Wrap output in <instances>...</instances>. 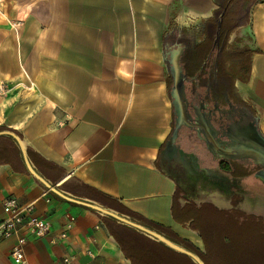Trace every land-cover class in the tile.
Returning a JSON list of instances; mask_svg holds the SVG:
<instances>
[{"label": "crops", "instance_id": "0c3cea01", "mask_svg": "<svg viewBox=\"0 0 264 264\" xmlns=\"http://www.w3.org/2000/svg\"><path fill=\"white\" fill-rule=\"evenodd\" d=\"M227 11L224 69L238 97L222 108H251L264 136V0H0V221L15 198L51 224L27 235L26 264H133L115 231L160 239L127 220L204 252L201 204L231 215L238 189L255 212L250 177L232 174L243 155L229 156L225 182L200 187L198 170L217 162L196 124L179 125L172 95L171 53L218 43ZM177 194L181 208L194 205L182 222ZM24 233L0 241V264H20L11 250Z\"/></svg>", "mask_w": 264, "mask_h": 264}, {"label": "flooded vegetation", "instance_id": "af4514ba", "mask_svg": "<svg viewBox=\"0 0 264 264\" xmlns=\"http://www.w3.org/2000/svg\"><path fill=\"white\" fill-rule=\"evenodd\" d=\"M183 46L185 49L181 55V65L185 74V83L191 84L187 92V96L189 95L187 97L189 112L193 113L196 119L182 120V123L196 124L199 131L201 130L202 142L206 143L207 147L212 150V159L217 162L216 169L201 168L200 171L198 170L197 178L201 180L202 184L200 187L206 190L209 188L208 185H213L215 180L226 181L224 180L226 176L221 171L228 164V158L231 154L233 156L243 155L247 158V166L252 170V173L247 177L254 176L263 180L264 157L253 150L251 144L244 139L246 136L244 131L246 133L258 132L252 109L247 106H235L234 102L230 109L222 108L226 102L234 101L238 96L231 86L230 77L224 69V64H221L220 57L223 56V47L220 41L218 43L213 42L210 50L205 43L199 45L184 43ZM196 54L198 55L196 56ZM200 54L206 57V61L200 62ZM202 86H206L207 89L202 91L200 89ZM206 103L214 104V109L209 108V106L204 107ZM203 108L208 112V115H212V121L216 123V130H209L207 127L201 112ZM238 118L239 120H237ZM232 120L235 122L234 125ZM238 125L242 128L241 134H233L232 128H236Z\"/></svg>", "mask_w": 264, "mask_h": 264}, {"label": "rangeland", "instance_id": "374dc122", "mask_svg": "<svg viewBox=\"0 0 264 264\" xmlns=\"http://www.w3.org/2000/svg\"><path fill=\"white\" fill-rule=\"evenodd\" d=\"M246 181H248V179H246ZM249 182L250 186H248L249 191L247 190V194L250 200L255 204L252 206L249 205V207H253L255 212L250 210L244 211V215H254L255 217L261 218L264 223V190L258 187L259 181H257L255 177H250ZM245 187L247 188V186ZM208 205L209 204L206 203L201 204L202 211L199 213L198 219H196L197 225L201 226V233L205 240L204 255L193 250L190 251V253L197 256L204 264H264V237L261 236L263 240H257L255 238L256 231H254L252 227L250 228L248 224L246 227L240 228L239 231L242 237L240 235V242H236V240H233L232 236L235 229L227 227L228 225H226V222L221 221L220 213L211 211L209 214L208 210L204 211L205 206L208 207ZM239 213L240 215L243 214L241 212ZM207 219L208 224H202V222ZM122 232H124V230H122ZM142 237V235L132 236L131 241L135 244L144 245L145 242ZM186 251L189 252V250ZM181 254L187 256L178 259L170 257L168 254H160V256L163 257L162 261L165 264H200L195 257L184 252H181Z\"/></svg>", "mask_w": 264, "mask_h": 264}, {"label": "trees", "instance_id": "16d2710c", "mask_svg": "<svg viewBox=\"0 0 264 264\" xmlns=\"http://www.w3.org/2000/svg\"><path fill=\"white\" fill-rule=\"evenodd\" d=\"M230 1L231 2H238V1L241 2V1H249V0H230ZM231 14H234V13H232L231 11L225 12L223 15L222 22L220 23V25L218 27V29H219V33H218L219 34V41H220L223 49L226 47V44H227L226 41H227L229 33L231 32V30L234 29V27L231 25L232 23L230 22V18L232 17ZM192 44H194V43H192ZM208 45L209 44H207V48H208V50H210L211 46H208ZM197 55L198 54H196V56ZM226 56L227 55H226L225 50H224L223 56L220 57L221 64H224V66H225L226 61H227ZM233 164H234V170H233L232 174H233L234 178H246L248 175H250L252 173V170H250L249 166H247V165L245 166L242 164H238L237 161H233ZM255 178H257V177H255ZM235 191L236 192L234 193L235 194L234 213L229 215L226 213L218 212L221 214V217H220L221 221L226 222V225H228L227 227L235 229L232 236H233V240H236V242H238V243L240 242L241 237H242V234L239 231L240 228L242 229L243 227H246L248 224H249L250 228L252 227L253 230L256 231L255 238L257 240H263V239H261V236L264 237V223H263L262 219L259 217H255L254 215L253 216L244 215V212H243L244 208H242L243 196L239 192L238 189H235ZM179 197H180V194H177V196L174 200V203H173L172 211H173L174 218L177 221L182 222V221H184L183 220L184 218L187 219V217L190 214H193L194 205L189 204V206H187L185 208H181L180 203H179ZM250 203L253 204L252 201ZM201 209H202V207L200 208V212L202 211ZM206 210L209 211V214L211 211L215 212V210L211 209L209 205H208V207L205 206L204 211H206ZM239 212H241L243 214L240 215ZM188 219H189V217H188ZM196 219H198V217H196ZM204 219H206V218H204ZM206 223L208 224V219L205 220L204 222H202V224H206ZM251 224H252V226H251ZM121 227L125 233L122 231L120 232L122 235L120 233H118V231H115L114 233H115L117 239H119V241L123 247V250L127 254V257L132 261L133 264H165V263H163V261H162L163 257H161L160 254L161 255H167L168 254L170 257H175L177 259L183 258L184 256H187V255L181 254L180 251H177L176 249L172 248L171 246H169L168 244H166L165 242H163L161 240L151 239L148 236L142 235L140 233H135V232H133V230H129V228L125 229V226H123V225ZM128 231L132 232V235H129L127 233ZM139 235L143 236L142 238H143V241L145 242L144 245L132 243L131 237L132 236L135 237V236H139ZM240 235H241V237L239 238ZM229 239H230V236H229ZM172 240L175 243L180 244V245H183L185 242H187L186 240L180 239L177 236H176V238H173ZM192 249L196 252H200L202 254L204 253V252L200 251L198 248H196L195 246H192Z\"/></svg>", "mask_w": 264, "mask_h": 264}, {"label": "built area", "instance_id": "2783aa9c", "mask_svg": "<svg viewBox=\"0 0 264 264\" xmlns=\"http://www.w3.org/2000/svg\"><path fill=\"white\" fill-rule=\"evenodd\" d=\"M4 208L7 216L0 221V241L12 236L21 229L25 230V233L18 238L13 246L11 256L17 263L26 264L25 245L27 235L46 236L51 230V224L46 218L33 215L32 205L21 206L15 198H7L4 202ZM68 235L65 231L60 234V237L66 239Z\"/></svg>", "mask_w": 264, "mask_h": 264}, {"label": "water", "instance_id": "95a60500", "mask_svg": "<svg viewBox=\"0 0 264 264\" xmlns=\"http://www.w3.org/2000/svg\"><path fill=\"white\" fill-rule=\"evenodd\" d=\"M183 48L178 47L177 49L173 50L171 53V66L170 71L173 76V88H172V95L174 98V104L176 107V111L179 117V125L182 123V120H190L192 119L191 114L189 113V100L187 98L186 89H185V74L183 71V67L181 65V54H182ZM205 123L209 130H216V128L213 126L210 119L205 118ZM206 128V127H205ZM248 133V132H247ZM245 131L246 136L244 139L248 141L251 144V147L253 150H255L258 154L264 157V136L259 134L258 132L254 131L253 133L247 134ZM128 223L139 227L141 229H144L146 231H149L150 233L154 234L156 237H158L161 241L165 242L172 248L187 253L197 259V261L200 264H204L197 256L192 255L190 252L186 251L185 249L181 248L180 246L176 245L175 243L171 242L170 240L166 239L165 237L145 228L142 227L139 224H136L134 222L128 221Z\"/></svg>", "mask_w": 264, "mask_h": 264}]
</instances>
